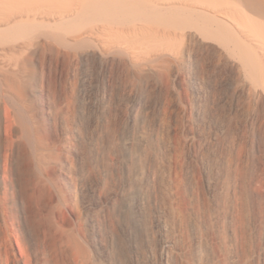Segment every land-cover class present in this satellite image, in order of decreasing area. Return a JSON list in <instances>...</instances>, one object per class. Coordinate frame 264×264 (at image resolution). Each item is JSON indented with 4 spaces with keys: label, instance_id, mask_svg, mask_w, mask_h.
I'll list each match as a JSON object with an SVG mask.
<instances>
[{
    "label": "bare ground",
    "instance_id": "6f19581e",
    "mask_svg": "<svg viewBox=\"0 0 264 264\" xmlns=\"http://www.w3.org/2000/svg\"><path fill=\"white\" fill-rule=\"evenodd\" d=\"M149 209L161 264H264V0H0V264L152 263Z\"/></svg>",
    "mask_w": 264,
    "mask_h": 264
},
{
    "label": "rangeland",
    "instance_id": "374dc122",
    "mask_svg": "<svg viewBox=\"0 0 264 264\" xmlns=\"http://www.w3.org/2000/svg\"><path fill=\"white\" fill-rule=\"evenodd\" d=\"M173 107L174 106L169 108L168 114L166 115V119H167V123L166 124L168 126H170V128L168 129L170 131L168 132V134H166V137H168L167 140L169 141V143L171 145V149H172L171 151H169V153L166 154V158L168 156H170V157H168V159L170 160L169 161L170 165L173 168H176V170L173 169V171H172V172H174L173 176H172V179L174 178V180H176V177L180 176L181 173L183 172V170H181V168L182 169L185 168L184 173H182L184 176L181 175L182 177L181 176L177 177V179L181 178L182 181H190V178H189L190 174L192 173V171L197 169V163L195 164V162L191 161L189 159V157L187 156L189 154L190 147L187 145L186 139H187L188 135L190 134V132H192V129H193V125H192V121H191L192 117L189 114V112L183 110L182 108H180V107H178V108L174 107L173 108ZM161 155H162V157H164L163 150H162V154ZM188 170H189V172H188ZM175 171H176L177 174L175 173ZM187 172L190 173V174L187 175L188 174ZM121 182H122V180L118 179L115 182V187L114 188L118 189L119 184H121ZM197 188H198L197 191H198L200 197H202V199H201L202 201H204L206 199H207L206 201L213 200L214 197L211 196L209 194V192L207 191V189H205L201 184H198ZM199 188H200V190H199ZM200 192H202V194ZM133 215L134 214L131 213L129 216H131V218L135 219L134 217L137 216V215H135V216H133ZM154 216H156L155 211L153 209H149L148 213H147V216L145 218L146 223H144L145 224V228H146L145 233L148 232V234H149V242L151 243L152 247H154V249H155L154 251L156 253L155 254L156 258H155L154 262L149 263V264H161V259H160V253H161L160 251L161 250L159 248L160 247V243H161V232H160L159 228H157L156 224L154 223V221H155V217ZM121 225L123 227L120 228L119 226H117V229H118V233L121 236L123 247L126 250V253H125L126 254V258H125V260H129L130 256L132 255L130 246H131V244L133 243V241L135 239H137V242H138V244L140 246L143 245V244H146L145 243V239L142 240L143 237H144L143 236L144 228H143V231L137 230L136 228H133L132 223H129V225H127V227H125L126 224L124 225L123 222H121ZM152 226H153V228H152ZM126 228H128L132 233H128L127 231L126 232L123 231ZM144 238H146V236ZM130 241H131V243H130ZM213 252H214L215 255H217V253H219V250H215V248H213ZM124 264H126V263H124Z\"/></svg>",
    "mask_w": 264,
    "mask_h": 264
}]
</instances>
